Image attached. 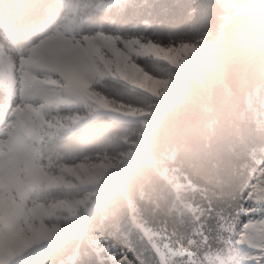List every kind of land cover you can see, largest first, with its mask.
Wrapping results in <instances>:
<instances>
[{"label":"trees","instance_id":"trees-1","mask_svg":"<svg viewBox=\"0 0 264 264\" xmlns=\"http://www.w3.org/2000/svg\"><path fill=\"white\" fill-rule=\"evenodd\" d=\"M81 11L83 32L138 35L164 44L205 37L210 44L148 133L140 121L100 114L48 141L46 154L64 162L114 156L139 144L93 196L83 235L69 236L23 264H93L100 242L133 232L139 222L172 235L189 231L190 209L229 205L254 162L264 159V0H117ZM67 14L64 0H0V41L20 56ZM139 61L156 75L173 70L156 58ZM98 86L142 107L159 100L118 78ZM5 99L0 82V123L9 117L2 113ZM188 237L200 239L195 232ZM227 239L220 236L216 246L227 250ZM136 255L146 264L157 259L147 248Z\"/></svg>","mask_w":264,"mask_h":264},{"label":"rangeland","instance_id":"rangeland-1","mask_svg":"<svg viewBox=\"0 0 264 264\" xmlns=\"http://www.w3.org/2000/svg\"><path fill=\"white\" fill-rule=\"evenodd\" d=\"M117 0H64L68 14L53 31L14 56L0 41V82L6 99L0 123V264H23L69 236L83 235L90 202L133 155L71 162L46 154L48 141L100 114L158 123L210 44L209 38L164 44L138 35L82 31L81 10ZM141 57L169 63L168 75L144 68ZM118 78L159 98L152 107L108 96L98 85ZM61 191L60 196L54 192ZM227 251V250H225Z\"/></svg>","mask_w":264,"mask_h":264},{"label":"snow or ice","instance_id":"snow-or-ice-1","mask_svg":"<svg viewBox=\"0 0 264 264\" xmlns=\"http://www.w3.org/2000/svg\"><path fill=\"white\" fill-rule=\"evenodd\" d=\"M178 211L183 214V209ZM190 211L189 231L172 235L139 222L133 232L100 242L93 250V264H146L136 255L141 248L156 255L153 264H264V159L254 162L229 205ZM236 218L243 219L236 223ZM189 232L200 239L192 241ZM220 236L228 237L227 251L215 244Z\"/></svg>","mask_w":264,"mask_h":264},{"label":"water","instance_id":"water-1","mask_svg":"<svg viewBox=\"0 0 264 264\" xmlns=\"http://www.w3.org/2000/svg\"><path fill=\"white\" fill-rule=\"evenodd\" d=\"M254 1H260V0H254Z\"/></svg>","mask_w":264,"mask_h":264}]
</instances>
